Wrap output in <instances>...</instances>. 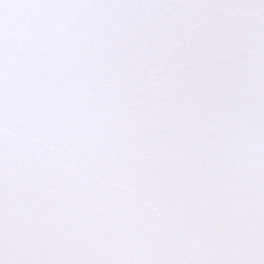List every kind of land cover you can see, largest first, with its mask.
<instances>
[{
	"label": "snow or ice",
	"instance_id": "1",
	"mask_svg": "<svg viewBox=\"0 0 264 264\" xmlns=\"http://www.w3.org/2000/svg\"><path fill=\"white\" fill-rule=\"evenodd\" d=\"M0 264H264V0H0Z\"/></svg>",
	"mask_w": 264,
	"mask_h": 264
}]
</instances>
